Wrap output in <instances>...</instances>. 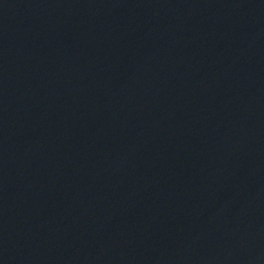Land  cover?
Listing matches in <instances>:
<instances>
[{
	"label": "water",
	"instance_id": "obj_1",
	"mask_svg": "<svg viewBox=\"0 0 264 264\" xmlns=\"http://www.w3.org/2000/svg\"><path fill=\"white\" fill-rule=\"evenodd\" d=\"M0 264H264V115L126 0H0Z\"/></svg>",
	"mask_w": 264,
	"mask_h": 264
}]
</instances>
